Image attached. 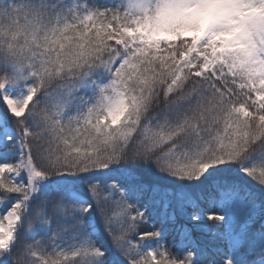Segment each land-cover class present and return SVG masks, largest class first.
Masks as SVG:
<instances>
[{"label":"snow or ice","instance_id":"obj_1","mask_svg":"<svg viewBox=\"0 0 264 264\" xmlns=\"http://www.w3.org/2000/svg\"><path fill=\"white\" fill-rule=\"evenodd\" d=\"M0 264H264V0H0Z\"/></svg>","mask_w":264,"mask_h":264},{"label":"rangeland","instance_id":"obj_2","mask_svg":"<svg viewBox=\"0 0 264 264\" xmlns=\"http://www.w3.org/2000/svg\"><path fill=\"white\" fill-rule=\"evenodd\" d=\"M0 207H2V205H0Z\"/></svg>","mask_w":264,"mask_h":264}]
</instances>
